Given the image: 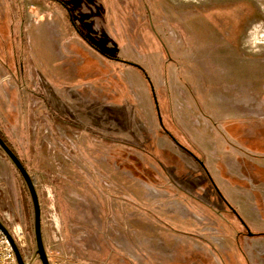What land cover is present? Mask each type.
Listing matches in <instances>:
<instances>
[{
    "label": "rangeland",
    "instance_id": "374dc122",
    "mask_svg": "<svg viewBox=\"0 0 264 264\" xmlns=\"http://www.w3.org/2000/svg\"><path fill=\"white\" fill-rule=\"evenodd\" d=\"M0 132L50 264H264V0H0ZM0 220L41 264L1 149Z\"/></svg>",
    "mask_w": 264,
    "mask_h": 264
},
{
    "label": "water",
    "instance_id": "95a60500",
    "mask_svg": "<svg viewBox=\"0 0 264 264\" xmlns=\"http://www.w3.org/2000/svg\"><path fill=\"white\" fill-rule=\"evenodd\" d=\"M151 90L153 91L152 86H151ZM153 97L155 100L157 115H158L159 121L161 123L160 113L158 111L156 99H155L154 95H153ZM0 149L4 152V154L8 157V159L12 162L14 167L17 169V171L21 175V177L25 183V186L27 188V191L29 193V196H30V200H31V204H32V210H33V235H34V241H35V255L37 256V258L39 259L41 264H50L49 260H48V256H47L46 251H45L44 243H43L42 231H41V219H40V216H41L40 205H39L38 195H37V192L35 189V185L32 181V178H31L30 174L28 173V171L26 170V168L21 163L18 156L14 153V151L11 150V148L5 143V141L1 137H0ZM198 162H199V164L202 165V162H200L199 160H198ZM209 179L211 180V178H209ZM211 182L213 184L212 180H211ZM213 186L217 190V187L214 184H213ZM240 221H241V219H240ZM0 230L3 232L7 241L9 242V244H10V246H11V248L15 254L17 263L18 264H28L27 262L24 261V258L22 256L14 238L12 237L11 233L9 232V230L6 228V226L3 224V222L1 220H0ZM251 234L252 233H249V235H251Z\"/></svg>",
    "mask_w": 264,
    "mask_h": 264
},
{
    "label": "flooded vegetation",
    "instance_id": "af4514ba",
    "mask_svg": "<svg viewBox=\"0 0 264 264\" xmlns=\"http://www.w3.org/2000/svg\"><path fill=\"white\" fill-rule=\"evenodd\" d=\"M194 21L191 24V26L189 27V29L192 31V35L190 38H185L184 36L182 38H180V41L184 44V42H187L191 45L194 44H198V45H205L206 47H202V50L205 54H216V53H241L243 52V49L241 48V41L242 38H240V36L236 35L233 38H223L224 42L226 44L225 48H217L215 45V41L216 38L215 36L208 31L209 36H201L196 34V32H194L192 29H196L198 28H202L204 30L208 29V26H206V23H208V20L211 19H217L216 17H208V16H197L193 18ZM207 20V21H206ZM186 44V43H185ZM164 50H166V48L164 47ZM188 50L192 51L191 48H189ZM167 51V50H166ZM128 62V61H127ZM128 63H132V62H128ZM173 142L176 144V142L173 140ZM179 146V145H177ZM181 147V146H180ZM184 151H186L191 157H193L187 150L184 149ZM194 158V157H193ZM195 159V158H194ZM197 160V159H195Z\"/></svg>",
    "mask_w": 264,
    "mask_h": 264
},
{
    "label": "built area",
    "instance_id": "2783aa9c",
    "mask_svg": "<svg viewBox=\"0 0 264 264\" xmlns=\"http://www.w3.org/2000/svg\"><path fill=\"white\" fill-rule=\"evenodd\" d=\"M14 240L16 242V239ZM0 264H18L13 250L1 230H0Z\"/></svg>",
    "mask_w": 264,
    "mask_h": 264
},
{
    "label": "trees",
    "instance_id": "16d2710c",
    "mask_svg": "<svg viewBox=\"0 0 264 264\" xmlns=\"http://www.w3.org/2000/svg\"><path fill=\"white\" fill-rule=\"evenodd\" d=\"M130 64H132V65H134V66H136L137 68H139V66H137V65H135L134 63H130ZM140 69V68H139ZM141 70V69H140ZM168 136L172 139V140H174L175 142H176V144L177 145H179V146H181V148L184 150H187L192 156H194L195 158H196V156L198 157V158H196L197 160L199 159H201L200 158V156H198L197 155V153H200V152H198L197 150H196V148H195V146H192V149H190V148H188L187 146H183L171 133H168ZM0 137L5 141V143L11 148V150L12 151H14L13 150V148L11 147V145L9 144V142L5 139V137L1 134V132H0ZM14 153H15V151H14ZM16 154V153H15ZM17 155V154H16ZM18 156V155H17ZM19 158V157H18ZM20 159V158H19ZM20 161H21V159H20ZM21 163L23 164V162L21 161ZM260 234V233H259Z\"/></svg>",
    "mask_w": 264,
    "mask_h": 264
},
{
    "label": "crops",
    "instance_id": "0c3cea01",
    "mask_svg": "<svg viewBox=\"0 0 264 264\" xmlns=\"http://www.w3.org/2000/svg\"><path fill=\"white\" fill-rule=\"evenodd\" d=\"M242 104H244V103H242ZM255 104L256 103H253V107L255 106ZM237 109L239 110L240 108L239 107H237ZM237 116H244V117H242V118H246L245 117V112L243 111L241 114H239V115H237ZM245 120V119H244ZM236 126L238 127V128H240L241 130L243 129V127H244V125L243 124H240V123H238V122H236ZM245 129V128H244ZM244 129H243V131H242V137L239 135V137H240V139L242 138V141H243V139H244V135H245V131H244ZM238 141H240V140H238ZM207 143H208V140H207ZM244 143V142H243ZM201 144V143H200ZM229 144V143H228ZM248 144V143H247ZM199 145V144H198ZM243 145H245V147H246V143H244ZM216 147V146H215ZM244 147V148H245ZM259 148H261L260 146H258ZM229 149V148H228ZM220 150V149H219ZM232 150V149H231ZM244 150H246L247 151V149H244ZM224 150L221 148V150H220V152H223ZM231 152V151H230Z\"/></svg>",
    "mask_w": 264,
    "mask_h": 264
}]
</instances>
